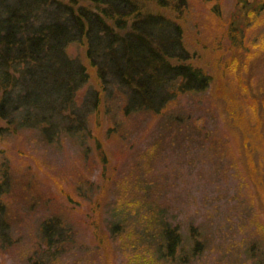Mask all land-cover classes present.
Segmentation results:
<instances>
[{"label":"rangeland","instance_id":"rangeland-1","mask_svg":"<svg viewBox=\"0 0 264 264\" xmlns=\"http://www.w3.org/2000/svg\"><path fill=\"white\" fill-rule=\"evenodd\" d=\"M78 3L93 6L89 0ZM142 3L145 9L163 12L181 25L190 54L186 62L213 76L207 93L197 96L194 105H220L215 119L236 130L241 150L229 154L228 139L220 137L221 146H226L214 158L220 162L216 166L209 165L208 158L195 161L177 146L161 150L156 164H151L143 157L149 144L140 142V134L133 137L137 140L132 150L130 139H103L109 121L102 113L99 122L95 118L89 124L94 135L103 137L106 150L102 154L93 139L83 144L64 138L62 143L46 146L34 131L2 136L0 177L7 174L10 186L1 199L7 203L12 241L0 245V264H143V253L151 252L150 241L144 242L139 232L152 228L150 219L143 218L156 206L167 209L166 216L178 224L182 235L183 249L176 255L182 258L163 264L264 260V49L235 74L225 70L229 52L223 36L238 0H186L177 11L153 1ZM216 3L219 21L209 14ZM250 33L264 43V24L253 26ZM78 51L90 83L98 88L85 46ZM117 213L126 224L123 242L115 244L107 238L108 223ZM51 218L67 227L69 235V242L54 256L46 253L40 228ZM192 227L205 243L195 256L188 254L186 240ZM250 241L255 242V250L248 257L244 250Z\"/></svg>","mask_w":264,"mask_h":264},{"label":"trees","instance_id":"trees-1","mask_svg":"<svg viewBox=\"0 0 264 264\" xmlns=\"http://www.w3.org/2000/svg\"><path fill=\"white\" fill-rule=\"evenodd\" d=\"M89 1L93 6L78 0H0V138L29 130L46 146L64 138L83 144L93 139L102 154L103 139H130L132 150L137 140L133 137L140 134V142L149 144L143 157L151 164L161 150L177 146L195 161L208 158L209 165L216 166L220 162L214 158L226 146H221L220 137L228 139L233 150L229 154L241 150L236 130L215 119L220 105H194L197 96L207 93L213 76L186 62L190 54L181 25L142 3L153 1L177 11L186 0ZM236 10L223 36L229 52L224 67L233 74L264 49L250 33L253 26L264 24V0H238ZM220 12L216 3L209 10L211 19L219 21ZM84 46L98 88L90 83L78 51ZM100 113L109 121L104 138L89 126L95 118L100 121ZM9 181L7 174L0 177L1 246L12 241L7 203L1 199ZM151 211L143 219H150L152 228L139 232L144 242L150 241L151 252L143 253V264L173 262L183 249L179 226L166 216L167 209L156 206ZM108 224L105 238L123 242L124 216L117 213ZM40 228L50 256L69 242L68 228L57 218L42 222ZM191 231L186 237L188 254L195 256L205 243L199 241L196 227ZM251 243L244 250L248 257L255 250Z\"/></svg>","mask_w":264,"mask_h":264}]
</instances>
